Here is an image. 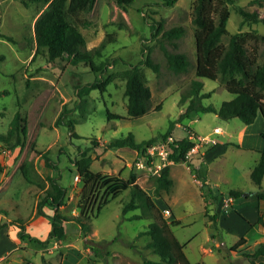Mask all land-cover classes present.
Returning <instances> with one entry per match:
<instances>
[{"label": "rangeland", "instance_id": "1", "mask_svg": "<svg viewBox=\"0 0 264 264\" xmlns=\"http://www.w3.org/2000/svg\"><path fill=\"white\" fill-rule=\"evenodd\" d=\"M193 2L176 0L172 5H165L164 0H134L122 7L114 0H95L90 10L79 12L76 21L85 36V48L100 50V55H94V61H116L107 65L106 72L115 76L103 91L95 88L77 96V86L92 81L100 71L92 69L86 62L73 64L64 56L50 59L45 48L36 51L33 23L43 6L25 7L19 0H0V133L6 132L16 112L26 118L28 128L23 148H11L13 140L10 144L0 142V210L12 213L19 187L27 185L21 173L24 166L35 181L32 190L35 196L34 200L31 195L24 199L22 207L28 214L33 211L36 194L40 191L36 184L49 188L45 178L51 170L44 164L43 155L46 154L58 165L54 174L59 175V182L67 188V199L60 212L77 214L83 206L85 213L93 216L85 238L80 236L73 223H67V233L62 238L51 239V246L42 252L32 251L39 247L35 243L27 247L12 243L7 237L10 233L13 240L17 237L10 231L15 218H2L0 253L9 249L6 263L142 264L141 255L158 258L145 247L149 237L137 236L150 220L126 219L139 213V209L122 214L128 190L111 197L106 184L97 187L86 201L81 196V182L74 178L76 167L71 160L95 138L97 145L89 152L93 158L91 170L124 179L133 171L136 182L151 195L164 217L179 220V224L171 226V231L183 244L190 262L249 264L241 252H252L259 243H264V199H258L256 195L264 189V176L260 186L249 176L260 156L259 151L264 148L261 137L264 122L260 114L248 124L237 117L222 118L214 112H196L180 118L186 105L180 103L181 94L196 78ZM237 6L249 12L256 11L264 18V0H234L228 5L227 33L221 41L227 43L230 35L238 31L255 30L264 35L263 22H242V16L235 10ZM152 21L160 22L156 37L150 36L149 22ZM172 27L183 28L180 37H163V31ZM248 44V47L257 46V62L262 63L264 42L250 40ZM164 49L185 53L188 69L181 73L171 71ZM146 53L159 64L158 72L143 67L152 109L138 118L129 119L120 72L129 63H137ZM197 79L203 82L201 91L210 92L202 99L204 105L219 107L224 100L233 97L223 87L221 76L216 80ZM63 106L72 109L64 117L66 123H73L72 129L66 124H54ZM107 112L120 117L109 118ZM171 124V135L175 138L194 132L216 138L218 144L202 143L190 155L197 158L196 162L171 163V191L168 194L162 191L158 196L154 190L160 170L154 173L153 168H135L133 163L141 156L140 152L128 146L107 149L106 145L111 139L129 133L140 142L166 132ZM214 127H219L222 133H213ZM204 149L206 153L200 158ZM230 191L239 195L233 196ZM41 195L42 191L38 198ZM204 197L209 202L206 206ZM229 197L233 202L225 207L223 201ZM98 204L101 207L96 213ZM164 208L168 209V214L163 212Z\"/></svg>", "mask_w": 264, "mask_h": 264}, {"label": "trees", "instance_id": "2", "mask_svg": "<svg viewBox=\"0 0 264 264\" xmlns=\"http://www.w3.org/2000/svg\"><path fill=\"white\" fill-rule=\"evenodd\" d=\"M119 6H126L134 0H114ZM176 0H164L165 5H172ZM260 2V0H253ZM19 2L29 7L32 4L43 6L34 20L33 31L36 43V51L45 48L50 59L57 57H66L73 64L86 62L92 69L99 70L100 73L90 82L77 86V96L88 94L90 90L98 88L101 91L110 83L115 74L107 71V65L114 64L115 59L110 63L101 60L99 63L94 61V55H100L99 48L94 50L86 49V39L77 25V16L81 11L90 10L95 0H19ZM234 0H194L193 17L194 24V53L196 78L191 80L189 88L181 94L180 103L186 104L180 114V118L189 117L196 112H214L222 118L237 117L242 122L251 123L255 117L260 114L264 122V61L258 63V48L255 44L248 47V42L253 40H262L264 35H259L255 30L235 32L230 35L227 43H223L221 38L227 33V20L230 10L228 5ZM236 12L242 16L243 21L263 22L264 18L259 17L256 11H247L241 6L235 8ZM150 36L156 37L160 30V22H149ZM183 33L182 27H172L164 30L162 36L168 39L180 37ZM5 36V35H4ZM7 39L12 38L6 36ZM103 43L100 48L103 47ZM167 67L175 72H185L189 67L187 55L182 52H169L164 49ZM143 67H149L153 71H159V64L146 53L137 63H129L120 74L124 80L123 94L126 97L127 118H138L152 109V99L150 89L144 79ZM103 72H106L104 74ZM221 76L223 87L230 92L233 97L224 100L219 107L213 105H204L202 99L210 95V92H202L203 82L197 77L216 80ZM159 109V108H157ZM72 109L63 106L54 124H66L70 129L73 123H66L64 117ZM109 118L120 117L118 114L107 112ZM173 124L168 130L157 136L137 142L131 133L126 136L113 138L108 141L106 147L128 146L137 152L143 153L147 146L154 141L165 138L171 134ZM26 118L19 112H16L11 118L6 132L0 133V142L10 144V147H19L25 145L27 137ZM74 135V134H71ZM264 140V128L261 132ZM175 138V137H174ZM177 146H172L170 158L174 163L193 162L195 158L185 157L186 152L194 145V141L188 137L180 139L175 138ZM218 144V143H217ZM97 145L95 138L91 145L81 149L77 156L72 158L71 162L76 167L78 180L81 182V196L86 201L88 196L94 192L97 187L109 185V195L115 197L125 190H128V200L122 206V214L135 209L139 213L127 216L126 219L133 220L139 218H148L150 222L144 230L137 233V236L147 235L148 241L145 247L158 256L157 259L142 256V264H195L189 261L183 250V244L174 236L171 231L172 225L179 224V220L174 217L166 219L161 210L148 194L137 182L136 175L130 172L127 178L111 177L102 175L101 172H94L90 165L93 160L90 150ZM212 145V144H211ZM215 145V144H214ZM260 156L250 170L249 176L253 183L260 186L261 179L264 176V148L260 151ZM44 164L51 170V174L46 176L49 188L36 184L42 191V195L37 201L36 213L46 216L50 223V229L44 240H39L25 232V225L20 220L15 222L18 227V237L28 238L35 242L46 245L54 238H62L67 233L66 224L73 223L79 226L80 236L85 238L91 229L90 213H85L83 206L79 208L77 214H63L60 212V206L65 204L67 199V188L59 182V175L54 171L58 169L56 162L43 155ZM28 167H21V173L27 182H34L27 172ZM1 170V166H0ZM173 179L170 176V165L162 167L159 175L156 177L155 193L158 196L162 191L167 194L171 191ZM96 194V193H95ZM233 196L239 194L230 191ZM258 199H264L263 191L256 192ZM205 196V195H204ZM211 198V197H210ZM212 199H215L213 197ZM106 201V199H103ZM103 201V202H104ZM205 206L209 203L204 197ZM101 204V203H100ZM96 207V213L99 212L101 205ZM48 206L52 212L45 213L44 206ZM241 255L246 258L249 264H264V243H259L252 252L242 251Z\"/></svg>", "mask_w": 264, "mask_h": 264}, {"label": "crops", "instance_id": "3", "mask_svg": "<svg viewBox=\"0 0 264 264\" xmlns=\"http://www.w3.org/2000/svg\"><path fill=\"white\" fill-rule=\"evenodd\" d=\"M213 132V131H212ZM221 133H222V130H221ZM220 134V133H219ZM200 148V146L198 147V149ZM206 151L205 149L204 150H201V154L202 156L200 158H203V156L205 155ZM197 158L194 159V161L196 162ZM172 167V164H170V169ZM170 176L172 177L171 173H170ZM173 179V178H172ZM27 182V181H26ZM35 187V183L34 182H27V185H22L21 187H19V190H18V193H17V197H16V200H14V203H13V210H12V213L9 212V210H0V220L2 218H7L8 220H11L10 218L11 217H14L15 220L14 222L12 223L13 225V228L10 230L12 232H15L17 234L18 232V227L15 225V222H19L20 220L24 223L25 225V232L28 233L30 236H33L35 238H38L39 240H44L46 239L47 237V234H48V231L50 229V223H49V220L46 216H43V215H40V214H37L36 213V205H37V201H38V197H39V193L40 191L36 194V200H35V203H34V209L33 211L31 210V212L28 214L27 211L24 210V208L22 207L23 205V200L28 198L30 195L32 196H35V192L32 191ZM48 186L46 185L44 188H47ZM39 189V187H38ZM34 200V198H33ZM32 200V202H33ZM63 205L60 206V208L62 207ZM43 210L45 211V213H51L52 210L46 205L44 206ZM27 212V213H26ZM72 214L74 213L73 211L71 212ZM29 215V216H28ZM28 216V217H27ZM26 218V220H24V218ZM75 225V229L78 230L80 233V230H79V226L74 224ZM46 234V236H45ZM10 235H12V233L8 234V239L14 244L16 243H21L22 246H25L27 247L30 243H35L37 245H39V247H34L32 249V251H39V252H42V249H45V248H49V246H51V241L46 244V245H43L39 242H35L33 240H30L28 238H25V239H21L18 237V234H17V237H15V240H13ZM55 239H58V238H55ZM9 254V249H7L5 252H2L0 253V257H4V260L2 262V264H8L6 263V258H7V255Z\"/></svg>", "mask_w": 264, "mask_h": 264}, {"label": "built area", "instance_id": "4", "mask_svg": "<svg viewBox=\"0 0 264 264\" xmlns=\"http://www.w3.org/2000/svg\"><path fill=\"white\" fill-rule=\"evenodd\" d=\"M213 133L219 134L221 133V129L219 127L213 128ZM188 137L194 141V145L186 152L185 157H190L191 153L196 151L198 147L202 143H210L212 145L217 144L218 141L216 138L209 137V136H200L194 132L188 133ZM175 142V138L170 134L165 138H160L154 141L151 145L147 146L141 156L134 160V167L135 168H147L151 170L154 169V173L161 171L162 167L165 165H170L174 163L173 160L170 158V154L172 152V146H177ZM172 145V146H171ZM157 161V162H155ZM160 173V172H159ZM74 178L77 180L78 175H75ZM232 198L224 199L223 205L228 207L232 204ZM163 212L168 214L169 211L167 208H164ZM4 257H0V264H2Z\"/></svg>", "mask_w": 264, "mask_h": 264}]
</instances>
